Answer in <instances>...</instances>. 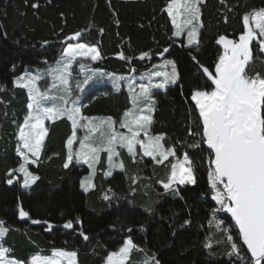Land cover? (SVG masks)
<instances>
[{
    "label": "trees",
    "instance_id": "obj_1",
    "mask_svg": "<svg viewBox=\"0 0 264 264\" xmlns=\"http://www.w3.org/2000/svg\"><path fill=\"white\" fill-rule=\"evenodd\" d=\"M34 3L37 8L32 7ZM167 3L168 0H0V220L10 229L3 244L13 249L12 258L27 260L33 254L47 255L62 248L76 251L78 264H102L125 239H131L136 248L125 264H240L227 254L230 248L226 240L216 235L215 225L209 223L216 203L208 183V150L204 145L200 149L190 147L199 140L188 134L190 127L196 131L192 120L198 118L191 91L210 84L200 65L215 71V63L222 55L216 43L219 36L237 40L244 30L242 17L254 8L264 7V0H204L200 5L199 44L191 46L173 34L171 19L162 11ZM76 32L81 36L69 40ZM77 42L96 46L101 59H77L71 68L84 64L97 75L124 77L151 69L166 59L175 63L177 83L152 92L156 103L150 133L164 135L165 147L176 150L173 158L188 153L195 160L196 184L178 185V195L172 191L161 194L153 210L146 212L140 204L151 193L135 195L130 172L139 174L140 163L122 153L121 160L127 170L130 168L129 173L126 169L116 170L104 178L97 171L94 187L83 191L81 179L87 167L74 160L68 168L63 167L66 141L72 133L70 121L63 117L47 123L48 134L40 157L36 163L26 165L38 179L28 187L21 185L15 174L20 164L17 131L27 110L28 94L25 88L15 86L14 80L25 69L53 64L68 43ZM253 45L254 56L264 59L258 42ZM121 53L126 59H120ZM143 53L147 56L141 59ZM254 67L264 71L260 60ZM129 97L122 85L117 91L112 82L98 84L83 96L82 115L111 116L118 127L131 106ZM158 168L156 175L163 177L166 169ZM9 179L12 184L7 182ZM105 189L110 193L107 200L103 197ZM18 206L29 213L26 222L19 217ZM143 206L150 210L146 201ZM215 218L235 239L230 219L218 212ZM32 220L41 223L33 224ZM185 220L190 223L184 225ZM69 221L73 227L64 228ZM49 224L52 228L46 230ZM81 232L89 239L85 240ZM205 243L211 247L206 248Z\"/></svg>",
    "mask_w": 264,
    "mask_h": 264
},
{
    "label": "snow or ice",
    "instance_id": "obj_2",
    "mask_svg": "<svg viewBox=\"0 0 264 264\" xmlns=\"http://www.w3.org/2000/svg\"><path fill=\"white\" fill-rule=\"evenodd\" d=\"M220 2L225 3V0ZM203 3L204 0H168L162 9L171 18L176 29L174 35L179 36L185 28L188 29L187 42L190 46L199 44V28L202 26L200 5ZM32 7L37 8L38 5L34 3ZM178 16L183 17L180 24L177 23ZM242 22L244 30L238 41L227 39L224 35L219 36L216 41L223 46L224 52L215 63V71L212 72L209 67L200 65L204 76L211 83L197 86L191 91V100L194 102L195 111L198 112V118L192 120L196 131L190 127L188 134L199 137V140L190 147L200 149L202 145H207L208 183L212 191V200L219 205V208L213 209V220L209 223L214 224L218 231H223L230 248L227 254L235 257L240 264H264V71H258L254 67L257 60L264 64V59L254 56L253 52V42L257 41L259 52L264 53V7L252 9L242 17ZM80 36L81 32H76L68 39L76 40ZM164 51L167 52L168 49ZM144 56H147V53L141 54L140 58L143 59ZM78 57L97 61L101 59V53L95 46L79 42L68 43L55 66L46 70V74L51 76L53 81L49 89L42 91L38 87L37 81L44 76L39 70L36 74L26 72L14 81L15 86L26 88L28 94V111L17 133V154L24 162L15 170L23 174V187L30 186L38 179L26 165L36 163L40 157L48 134L46 120L56 121L66 117L71 122L72 134L66 141L67 156L63 167L68 168L73 160L77 163L82 161L92 169L93 176L102 151L107 153L109 167L104 175L110 176L113 168H124L122 162H113V157L119 156L117 147L126 148L128 153L135 157L136 145H139L143 155L152 157L158 164L177 154L173 147H165L162 143L163 134L153 136L150 133L156 103L151 90L163 89L168 84L177 83L179 76L173 61L165 60L161 66L171 65V73L161 71L148 73L149 83L140 84L139 92L129 85L131 93L129 99L133 109L126 111L120 121V127L127 128L130 133L124 135L115 131L113 128L115 121L111 116L99 118L100 122L97 125L95 123L97 118L82 115V105L78 103V99H70V69ZM120 59L126 57L121 53ZM193 59L196 60V57L193 56ZM85 70L86 66L81 64L80 71ZM87 70L95 74V70ZM100 75H107L117 91L120 88L119 82L124 79L112 73ZM153 75L163 76V80L152 83ZM143 78L142 76L141 79ZM91 80L92 76H87L83 83H78L76 87L83 92V85H87ZM56 89L63 94L53 95L52 91ZM137 109L139 114H136ZM105 124L110 134L104 138L100 146L93 147L89 142L90 136L86 135L79 139L80 148L74 150L78 128L95 133ZM141 133L144 139L139 138ZM7 182L12 184L13 181L9 179ZM196 182L195 160L185 153L182 159L171 164L167 182L162 184L166 191L178 195V185H193ZM81 187L85 191L94 187L91 177L87 183L82 180ZM104 199L107 200L109 197L105 195ZM218 211L230 215L236 230L235 239L228 228H221L222 221L215 218ZM19 217L30 218L29 213L22 207H19ZM31 222L41 223L38 220ZM189 223L188 220L184 221V225ZM63 227L72 228V221L65 223ZM51 228L52 225L49 224L46 230ZM9 231L6 222L0 220V238L5 237ZM80 235L85 240L89 239L83 232ZM205 247L210 248L211 244L205 243ZM135 248L136 245L131 239L125 240L117 252L108 254L105 264H125ZM12 252V248L0 244V264H78V253L62 248L53 249L51 255L33 254L28 260L11 258Z\"/></svg>",
    "mask_w": 264,
    "mask_h": 264
},
{
    "label": "rangeland",
    "instance_id": "obj_3",
    "mask_svg": "<svg viewBox=\"0 0 264 264\" xmlns=\"http://www.w3.org/2000/svg\"><path fill=\"white\" fill-rule=\"evenodd\" d=\"M171 19V18H170ZM182 19L183 17L182 16H178L177 17V23L180 24L182 22ZM172 23V21H171ZM173 25V24H172ZM174 27V26H173ZM175 29V27H174ZM176 31V29H175ZM187 31L188 29L185 28L184 31H182L180 33L179 36H176L177 38H182L183 39V42L185 45H188V36H187ZM239 39V38H238ZM237 39V41H238ZM259 39V37H258ZM75 44V43H74ZM221 48H222V54L224 52V49H223V46L220 45ZM67 47V45L65 46ZM60 58V57H59ZM58 58V59H59ZM77 59H84L82 57H78ZM90 60V59H89ZM166 60H169V59H166ZM57 61V60H56ZM172 61V60H171ZM56 63V62H55ZM55 63L51 64V65H48V66H45V67H41V68H32V69H25L24 72L22 73L23 75H25L26 72H29L31 74H36L37 71L39 70L40 72L44 73V76L42 79L38 80L37 81V85L38 87L43 91L45 89H49L51 84H52V77L51 76H48L46 74V70L50 67H54L55 66ZM74 63V61H73ZM73 65V64H72ZM80 65H76L74 67V69H70L71 71V76L69 77V86H70V89H71V96H70V99L72 100H77L78 99V103L80 104V102L82 101L83 99V96L94 86L98 85V84H101V83H111L112 81L108 78V76L104 75V76H101V75H97V74H94L91 72V71H88L87 69H91L89 68L88 66H86V70L84 72H81L80 71ZM162 65H164V61L161 62L158 66H156L155 68L153 69H147V70H143L141 72H137L135 74H129V75H126L124 76V79L121 80L119 83L120 85H122L125 90H127V92L129 93V96H130V90H129V85H131L132 87H134L136 89L137 92H139V86L140 84H145L147 85L149 83L148 79H147V76H148V73L150 72H155V71H161V72H168V73H171L172 71V66L171 65H166V66H163L161 67ZM21 75V76H23ZM21 76H18L15 78L14 81H16L19 77ZM87 76H92V80L87 84V85H83L84 87V91L81 92L77 87L76 85L78 83L82 84L84 79L87 77ZM144 77L143 79H141V77ZM163 80V76H160V77H157V76H152V83H159ZM15 84V83H14ZM169 85V84H168ZM167 85V86H168ZM166 86V87H167ZM26 89V88H25ZM164 89V88H163ZM154 90H162V89H156V88H153L151 90V95H152V92ZM27 91V89H26ZM52 94L53 95H62L63 93L61 91H59V89H56V90H53L52 91ZM82 105V104H80ZM50 106V104H49ZM27 109V108H26ZM129 109H133V105L131 103V106ZM128 109V110H129ZM127 110V111H128ZM27 111L28 109L26 110V113H25V116L27 114ZM136 114H139L138 112V109L136 110ZM24 116V117H25ZM66 118V117H65ZM93 118H97L95 123L97 125H99V118H105V116H101V117H93ZM123 118H124V115H123ZM24 121V120H23ZM51 121H45V126L47 127V123H49ZM23 123V122H22ZM71 124V122H70ZM72 128V127H71ZM113 128L115 129V131L117 133H120V134H124V135H129L130 133L128 132V129L127 128H121L120 127V124L118 127L115 126V124L113 125ZM18 131H19V128H18ZM17 131V133H18ZM77 141L75 143V146H73L74 150H78L80 148V144H79V139L85 137L86 135L90 136V143L92 144L93 147H98L102 144L104 138L109 135V129L107 127V125H103L102 128H100L97 132L95 133H89L87 129L85 128H78L77 129ZM72 134V133H71ZM152 135V134H151ZM155 136V135H153ZM140 139H144V135L143 133H141ZM17 145H18V136H17ZM136 149H137V154L135 157H133L132 155H130L127 151L126 148H120V147H117V152L119 153V156H115L113 157V162L114 163H123L124 164V168L123 169H120V168H113L111 169V172L113 171H119V170H124L126 169V172H128V170H130V168L127 170V165L121 160V154L122 153H125L126 155H129L133 161L136 160L138 161L140 164L138 166V171L140 172L139 174H141V176L137 173H134V171L130 170V172H132V175H131V179L133 181V183H135L134 185V194L139 196L141 194H144V193H147V194H150V197L147 199L149 200V203L147 202V200H143V202L146 201V204L149 205V208L150 210H146V208L143 206V202L140 204V206L142 207V209H144L146 212H150L153 210L154 208V205L162 198L161 194L164 195L166 192H171V191H166L164 188H163V184L162 182H167V178H168V175L170 174V170H171V164L172 163H175L178 159H175L173 157H169L170 160H166L164 161V163L162 164H158L155 162V160L152 159V157H149V156H144L142 151H140V146L139 145H136ZM19 156V155H18ZM20 158V164L23 163L24 161L21 159V157L19 156ZM183 156L179 159H182ZM30 159H35L33 157H30ZM144 159H150L149 162H145ZM75 161V160H74ZM76 162V161H75ZM77 163V162H76ZM20 164L17 166V168H19ZM78 164H82L84 166L87 167V174L83 176V178L81 179V181H85L87 183V180L89 177H91V182L92 184L94 185V177L96 176L97 174V171L99 173L102 174V177L104 178H107L109 176H106L104 175V173L106 171L109 170V167H108V159H107V153L106 152H101L100 153V161L99 163H97L95 165V175L93 176L92 175V169L89 168L88 164L86 163H83L82 161L79 162ZM151 164H154L156 167H153ZM100 165H102L100 167ZM169 165V166H167ZM158 168V170L161 169V167L163 169H166L165 172H164V176L163 177H159L157 176L156 174H158L159 171H156V169ZM167 167V168H165ZM16 168V169H17ZM100 168V169H98ZM15 169V170H16ZM156 171V172H155ZM148 173V174H145L143 175V173ZM129 173V172H128ZM15 174L16 176L20 177L22 183L21 185H23V180H24V177H23V174L20 173V172H17L15 171ZM136 186V187H135ZM155 186H157V188H155ZM92 187L88 188L91 189ZM81 189L83 191H85L84 188L81 187ZM142 192V193H141ZM144 192V193H143ZM105 195H107L108 197L110 196V193L108 190H104V195L103 197H105ZM142 196V195H141ZM216 203V202H215ZM216 208H219V205L216 204ZM219 212V211H218ZM215 230H216V235H218L221 239H225V235L223 233V231H218L215 227ZM3 238H0V244H3ZM125 240H128V239H125ZM124 240V241H125ZM226 240V239H225ZM124 244V243H123ZM5 246V245H4ZM123 246V245H122ZM121 246V247H122ZM6 247V246H5ZM117 252V251H116ZM52 251L49 252V254L47 255H51ZM111 253V252H110ZM41 255V254H40ZM108 256V255H107ZM31 257V256H30ZM30 257L28 259H30ZM12 258V257H11ZM107 258V257H106ZM27 259V260H28ZM106 260V259H105ZM102 264H105V261L102 263Z\"/></svg>",
    "mask_w": 264,
    "mask_h": 264
},
{
    "label": "water",
    "instance_id": "obj_4",
    "mask_svg": "<svg viewBox=\"0 0 264 264\" xmlns=\"http://www.w3.org/2000/svg\"><path fill=\"white\" fill-rule=\"evenodd\" d=\"M210 82V81H209ZM211 83V82H210ZM191 103H192V105H193V107H194V109H195V105H194V102L191 100ZM197 113V116H198V112H196ZM206 148H207V145H204ZM218 214H219V216H221V217H223V216H226L227 218H229L230 219V221H231V218H230V215L229 214H227V213H225V212H223V211H219L218 212ZM22 221H24V222H26L27 221V218H24V219H22ZM232 222V221H231ZM232 224H233V226H234V222H232ZM242 243V242H241ZM245 251H246V248H245Z\"/></svg>",
    "mask_w": 264,
    "mask_h": 264
},
{
    "label": "crops",
    "instance_id": "obj_5",
    "mask_svg": "<svg viewBox=\"0 0 264 264\" xmlns=\"http://www.w3.org/2000/svg\"><path fill=\"white\" fill-rule=\"evenodd\" d=\"M95 47H96V46H95ZM55 62H56V61H55ZM55 62H54V63H55ZM159 64H160V63H158L157 65H155L153 68H155V67L158 66ZM153 68H151V69H153ZM106 76H107V75H106ZM115 76H117V75H115Z\"/></svg>",
    "mask_w": 264,
    "mask_h": 264
}]
</instances>
